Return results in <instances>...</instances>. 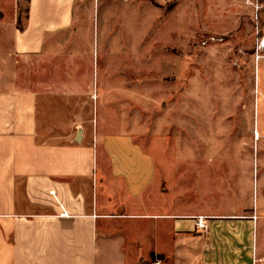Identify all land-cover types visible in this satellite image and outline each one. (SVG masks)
<instances>
[{
    "label": "crops",
    "instance_id": "1",
    "mask_svg": "<svg viewBox=\"0 0 264 264\" xmlns=\"http://www.w3.org/2000/svg\"><path fill=\"white\" fill-rule=\"evenodd\" d=\"M128 3L151 2L28 0L23 29L13 9L0 44V264H137L152 255L171 264H264L263 180L251 201L244 176L230 177L225 168L214 173L220 160L211 156L215 147H235L196 145L190 158L193 191L202 195L216 188L225 201L183 207L176 195L167 198L166 174L155 156L126 125L117 129L125 123L106 118L119 96H133V68L113 74L111 84L125 89L103 92L101 46L112 51L114 29L101 30L99 9ZM256 85L250 129L261 137L254 168L264 146V78L257 76ZM238 160L244 167L245 159ZM136 200L141 212L132 207ZM198 215L209 217L205 232L196 226ZM138 219L141 231L133 223ZM123 221L131 225L119 227Z\"/></svg>",
    "mask_w": 264,
    "mask_h": 264
},
{
    "label": "rangeland",
    "instance_id": "2",
    "mask_svg": "<svg viewBox=\"0 0 264 264\" xmlns=\"http://www.w3.org/2000/svg\"><path fill=\"white\" fill-rule=\"evenodd\" d=\"M126 1L140 5L151 2L160 9L151 3L141 7L128 3L120 9L114 4H102L99 9L101 30L114 29L112 51L105 52L101 46L103 92L114 94L115 90L125 89L111 84L113 74L120 68H133V96L127 100L119 96L116 110L107 113L106 118L115 125L125 123L117 129L130 128L136 140L155 156L159 169L166 174L167 198L176 195V202L183 207L199 202L203 206H217L225 201L216 188L202 195L192 188L190 158L195 157L196 145L210 143L235 147H215L211 156L220 160L214 173L216 176L225 168L230 177L244 176L250 190L246 198L252 201L257 196L258 182H264V146L256 156L260 163L254 168L255 145L261 135L250 129L257 107V76L264 78V62L258 64L264 49L257 50L264 30V0H240L238 6L230 0L227 12V0ZM252 3L261 5L258 20ZM27 5L28 0H0V21L7 20L0 25V44H4L10 31L8 20L13 9L18 10L24 25ZM161 11L165 15L162 19ZM143 40L148 43L142 45ZM22 66L23 83L28 84V62ZM239 143L245 144L244 150L238 149ZM241 158L246 161L244 167L238 162ZM103 186L100 182L104 195ZM119 196L120 192L113 196L115 202ZM132 207L141 212V201H134ZM129 222L117 225L123 228L131 225ZM133 223L141 231L142 220ZM145 248L141 250L142 256H146ZM154 259L148 261L154 264Z\"/></svg>",
    "mask_w": 264,
    "mask_h": 264
},
{
    "label": "built area",
    "instance_id": "3",
    "mask_svg": "<svg viewBox=\"0 0 264 264\" xmlns=\"http://www.w3.org/2000/svg\"><path fill=\"white\" fill-rule=\"evenodd\" d=\"M254 8H255V12H256V19H259V15H260V11H261V5L259 3L254 4ZM214 39V37H212ZM206 43V41H205ZM264 49V30H263V34L258 42L257 45V50L260 51ZM208 219L209 217L207 215H198L195 217L196 220V226L199 230H201L202 232H205L208 229ZM154 264H162V259L158 256H155L154 259Z\"/></svg>",
    "mask_w": 264,
    "mask_h": 264
},
{
    "label": "trees",
    "instance_id": "4",
    "mask_svg": "<svg viewBox=\"0 0 264 264\" xmlns=\"http://www.w3.org/2000/svg\"><path fill=\"white\" fill-rule=\"evenodd\" d=\"M26 17H27V15H26ZM17 24H18V27L20 29H23L24 28V25L21 23L20 16L18 18V23ZM152 258H155V255H152ZM140 264H151V261H148V260L142 258L141 261H140Z\"/></svg>",
    "mask_w": 264,
    "mask_h": 264
},
{
    "label": "bare ground",
    "instance_id": "5",
    "mask_svg": "<svg viewBox=\"0 0 264 264\" xmlns=\"http://www.w3.org/2000/svg\"><path fill=\"white\" fill-rule=\"evenodd\" d=\"M259 56H260V55H259ZM259 56H258V57H259ZM257 135H258V134H257Z\"/></svg>",
    "mask_w": 264,
    "mask_h": 264
}]
</instances>
